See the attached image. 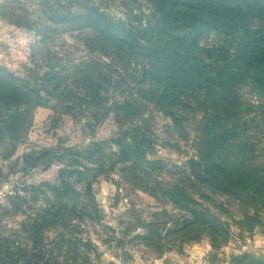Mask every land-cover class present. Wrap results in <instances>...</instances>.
<instances>
[{"label":"trees","instance_id":"1","mask_svg":"<svg viewBox=\"0 0 264 264\" xmlns=\"http://www.w3.org/2000/svg\"><path fill=\"white\" fill-rule=\"evenodd\" d=\"M31 1L45 21L42 26H33L25 8L16 12L12 4L18 0L0 6L1 18L35 31L40 44L59 26L79 31L84 34V45L109 61L88 58L61 68L58 63H47L43 72L38 66H27L24 75L0 65V148L4 158H11L16 149L7 136L24 129L37 107L75 118L76 111L89 113L92 124L111 115L118 120L132 116L135 100L109 103L106 96L110 94L106 87L119 85L121 72L131 68L142 72L140 79L135 75V81L148 84L145 97L172 118L177 131L183 129L186 111L203 112L204 131L198 139L197 156L185 163L174 182L166 183L158 178L166 165L150 158L154 147L142 124H132L83 150L58 146L24 153L20 158L24 171L50 168L55 163L62 166L55 183L20 182L5 194L7 214L25 218L18 228L0 233V264L90 262L88 253L96 251V246L78 237L76 221L84 220L85 215L99 220L93 183L107 172L103 169L106 160L108 170L122 164L125 179L182 212L183 220H177L170 233L193 234L189 239L195 241L207 235L213 248L223 245L229 232L206 202L215 205L213 198L219 195L238 200L248 209L264 207V172L243 139L246 124L241 120L237 91L241 83L249 82L263 99L264 110V0H120L124 16L119 18L112 17L98 0ZM210 34L222 36L224 43L203 44ZM113 72L120 78L114 79ZM11 172L16 171L11 168L4 174L0 169V179L6 180ZM41 200L44 205H30ZM217 207L225 210L222 204ZM246 217L264 232L258 215L246 213ZM146 227V234L135 238L149 247L155 242L163 252L156 223ZM50 232L55 234L53 239L47 235ZM77 246L88 253L75 251ZM233 261L264 264V255L245 252L233 256Z\"/></svg>","mask_w":264,"mask_h":264},{"label":"rangeland","instance_id":"2","mask_svg":"<svg viewBox=\"0 0 264 264\" xmlns=\"http://www.w3.org/2000/svg\"><path fill=\"white\" fill-rule=\"evenodd\" d=\"M6 1L0 0V6ZM18 1L12 4L17 9L16 12L21 13L25 8L30 12L29 21L33 26L45 24L34 1ZM98 2L112 17L124 16L120 0ZM144 9L147 11L146 6ZM64 28L57 27L40 44L41 37L37 36L35 31L17 27L0 16V65L24 75L27 66L34 69L38 66L43 72L47 63H58L57 68H61L88 58L96 57L109 61L99 53L91 52L84 45L83 33L65 31ZM223 43V37L216 34H210L203 40V44L207 46ZM129 71L121 72L123 80L119 81V85L106 87L110 91L106 96H109V103L114 100H135L133 117L128 114L126 119L118 120L111 115L99 123L92 124L89 113L76 111L78 117L75 118L48 107H37L26 119V128L24 126V129L14 136H7L16 145V149L14 155L6 159L0 148V169L4 174L11 168L16 172L9 173L6 180L0 179V233L8 234L10 229L18 228L25 218L22 214L8 215L4 208L9 206L5 194L15 184L55 183L58 180V172L62 166L59 163L50 168L22 170L20 158L26 152L58 146L83 150L93 142L105 141L118 135L122 129L132 124H142L147 128L154 147V154L150 158L160 159L166 165L158 174V178L163 182H174L185 163L197 156L198 139L204 131L203 112H184L183 129L177 131L172 118L145 97L148 84L135 81V75L140 79L142 72H135L132 68ZM112 76L114 79L120 78L118 72H113ZM237 91L241 101V120L246 124L242 132L243 139L250 144L249 150H253L255 155L254 162L264 172V110L261 107L263 99L249 82L241 83ZM103 147L108 149V144ZM112 148L115 150L113 146ZM109 164V160H106L103 169L107 172L99 175L93 183V193L100 210L99 220L90 219L85 215L84 220L76 221L80 226L78 237L83 241L89 240L96 246V251L89 253L85 247L77 246L75 251H86L89 255L90 262L85 264H238L233 261L235 255L245 252L264 255V232L259 224L254 225V222L246 217V213L250 216L258 215L264 222V207L248 209L238 200L219 195L213 198L215 205L206 202L219 214L229 232L227 241L220 247L213 248L207 235H202L195 241L189 239L193 234L181 237L170 233L175 222L183 220L182 212L170 202L157 200L125 179L121 170L122 164L108 170ZM44 202H31L30 205L38 207L44 205ZM220 204L225 210L217 207ZM150 222L156 223V228H159L157 232L162 236L163 252L155 242L149 247L135 238L137 235L146 234V225ZM47 235L50 239L55 236L53 232ZM49 246L52 244L49 243ZM73 252L74 248L70 254Z\"/></svg>","mask_w":264,"mask_h":264},{"label":"crops","instance_id":"3","mask_svg":"<svg viewBox=\"0 0 264 264\" xmlns=\"http://www.w3.org/2000/svg\"><path fill=\"white\" fill-rule=\"evenodd\" d=\"M172 264H176V263H172Z\"/></svg>","mask_w":264,"mask_h":264}]
</instances>
